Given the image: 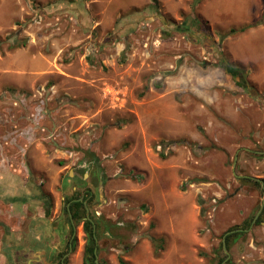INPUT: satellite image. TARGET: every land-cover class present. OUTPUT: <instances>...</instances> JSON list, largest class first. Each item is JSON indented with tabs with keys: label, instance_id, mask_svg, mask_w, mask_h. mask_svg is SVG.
Instances as JSON below:
<instances>
[{
	"label": "rangeland",
	"instance_id": "rangeland-1",
	"mask_svg": "<svg viewBox=\"0 0 264 264\" xmlns=\"http://www.w3.org/2000/svg\"><path fill=\"white\" fill-rule=\"evenodd\" d=\"M261 18L264 0H0V264H59L84 194L98 264H216L264 198L244 180H264V25L229 33ZM76 225L65 264H84ZM245 230L227 261L264 264V216Z\"/></svg>",
	"mask_w": 264,
	"mask_h": 264
},
{
	"label": "trees",
	"instance_id": "trees-1",
	"mask_svg": "<svg viewBox=\"0 0 264 264\" xmlns=\"http://www.w3.org/2000/svg\"><path fill=\"white\" fill-rule=\"evenodd\" d=\"M260 25H264V20L263 18L251 22L249 24H246L242 27H240L239 29H231L229 31L230 34H236V33H245L246 31L250 30V29H254ZM18 47V46H16ZM222 62L226 64V60L222 59ZM228 66V64L226 65V67ZM229 68H231V70L233 72H237L238 70H236L235 68H232L230 66H228ZM184 142L187 146L189 147H195L194 143H191L187 140H173L170 143L172 144H178ZM244 180L249 181L251 183H253L255 186H257L260 189V192L263 194L264 197V180H262V185L259 181L256 180H252L249 178H245ZM90 194H86L84 196H82V201H80V196H73L69 199H67L66 203L70 205L68 207H65V213L67 215V220L71 225V220L74 222V224H79L80 222H82V227H83V231L86 235V243L84 246V250H83V261L84 264H96L95 260H96V256H97V249L95 252V248H96V243L97 240L99 238L98 235V224L95 221L93 216H86V210L84 207L83 202L87 201L89 198ZM263 216H264V208L262 211V214L257 218V220L255 221V223L257 225L261 224V222L263 221ZM253 218H251L250 220H248L247 222L245 221V228H238V227H233L229 230H227L224 235L229 232V231H235L240 229L239 231H235L229 235H227L225 237V242H226V249L228 251H230L232 244L235 242V240L237 238H239L240 236H244L245 235V229H247V227H249L252 224ZM223 235V236H224ZM152 243L154 244V247H156L155 243L157 242V239L152 238ZM220 252H222V256L218 258L217 263L216 264H222L225 259L227 258L226 254H224L223 249H222V243L220 246ZM157 254V252H156ZM119 264H123L122 261H119ZM226 264H232L231 262H228Z\"/></svg>",
	"mask_w": 264,
	"mask_h": 264
},
{
	"label": "flooded vegetation",
	"instance_id": "flooded-vegetation-1",
	"mask_svg": "<svg viewBox=\"0 0 264 264\" xmlns=\"http://www.w3.org/2000/svg\"><path fill=\"white\" fill-rule=\"evenodd\" d=\"M83 176H84V174H83ZM99 184H101V181L99 180ZM85 195V194H84ZM84 195H82V196H84ZM80 201H82V197H80V199H79ZM85 203V201L83 202V204ZM70 205V203L69 204H67V206L66 207H68ZM86 205L84 204V207H85ZM85 210H86V216H87V208L85 207ZM88 217V216H87ZM95 219V221L97 222V224L99 223L98 222V219H96V218H94ZM71 225H72V227L70 226V223H69V226H70V228H71V230H72V235H71V237H70V240L68 241V243L65 245V249L64 250H62L61 252H59V253H61V258H60V261H59V264H65V260L67 259V257H68V255L72 252V250H73V246H72V242H73V240H74V242L75 243H77V225L76 224H74V222L71 220ZM83 226V225H82ZM83 228V227H82ZM98 228H99V224H98ZM84 232V231H83ZM99 232V231H98ZM85 234V233H84ZM86 236V235H85ZM37 242H39V241H37ZM96 249H97V243H96ZM31 252H34V253H36L33 257H35V258H32V259H30L29 261H28V263L27 264H36V262L38 261V255L37 254H39V253H41L42 251L41 250H39L38 248H34L33 250H31ZM96 252V251H95ZM42 255V254H41ZM45 262V264H47L48 262L45 260L44 261ZM42 264H44L43 262H41Z\"/></svg>",
	"mask_w": 264,
	"mask_h": 264
},
{
	"label": "water",
	"instance_id": "water-1",
	"mask_svg": "<svg viewBox=\"0 0 264 264\" xmlns=\"http://www.w3.org/2000/svg\"><path fill=\"white\" fill-rule=\"evenodd\" d=\"M246 150H247V151H250L249 149H246ZM254 153H256V154H260V155H263V154H264V151H256V152H254ZM235 160H236V157H235ZM234 164H235V162H234ZM254 180L259 181V182L261 183V185L263 184V183H262V180H260V179H256V178H254ZM84 204H85V203H84ZM263 208H264V198H263V200H262V203H261V205H260V208H259L257 214H256L255 217L253 218V221H252L251 226L255 223V221L257 220L258 216H259L260 213L262 212ZM87 216H88V210H87ZM239 230H240V229L235 230V231H239ZM235 231H229V232H227V233L223 236V238H222V249H223L224 253H225L226 256H227V258L225 259V261H224L222 264H224V263L229 259L228 250L226 249L225 237H226L227 235H229V234L235 232ZM244 231L246 232V231H248V230H244ZM95 251H96V248H95ZM95 262H96V264H98V263H97V256H96V260H95Z\"/></svg>",
	"mask_w": 264,
	"mask_h": 264
}]
</instances>
